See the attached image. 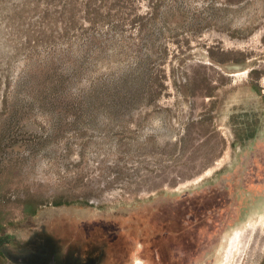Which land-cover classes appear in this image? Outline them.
Instances as JSON below:
<instances>
[{
	"label": "rangeland",
	"instance_id": "374dc122",
	"mask_svg": "<svg viewBox=\"0 0 264 264\" xmlns=\"http://www.w3.org/2000/svg\"><path fill=\"white\" fill-rule=\"evenodd\" d=\"M0 190L3 264H264V0H0Z\"/></svg>",
	"mask_w": 264,
	"mask_h": 264
},
{
	"label": "trees",
	"instance_id": "16d2710c",
	"mask_svg": "<svg viewBox=\"0 0 264 264\" xmlns=\"http://www.w3.org/2000/svg\"><path fill=\"white\" fill-rule=\"evenodd\" d=\"M145 73L146 72L141 71L137 75L143 74L147 77V79L144 77L145 78V86H144L143 90H145L146 88L149 87L148 95H146L148 97V100H146L145 98L144 99L141 98L139 101H135L134 99L125 101L124 99H122V101L124 102V105L128 106L127 109L134 108V107H137L140 105H147V104L149 105L152 102H154L158 97H160L161 90L158 91V89H160V88L162 89V87H164V79L166 78V76L164 74H157L156 76H153L154 74L152 75L149 72H148L149 75L145 74ZM132 74H134V73H131L130 75H125V76L119 78L120 82L122 84H124L125 87H128V84L130 83L129 78H131L133 76ZM148 76H149V78H148ZM78 100H79V102L71 101V107L73 109L81 107V99L78 98ZM77 111H80V109H78ZM77 115L78 114H76L75 116H77ZM1 194H3L2 190H0V196H1ZM36 212H37V209H35V207L32 204L27 206V211H26L27 215L34 216V215H36ZM0 214H1V211H0ZM45 241H46V243L50 242V240H48V242H47V239H46V240H43V242L41 241V243H44ZM9 242H10L9 234H7L5 232V226L2 223V219L0 218V264H3L5 262V256L2 252V247L7 245ZM46 243L42 244L40 246H35V247L30 248L29 254L33 253V254L38 255L37 252H39L42 255H43V253L48 254L49 251L51 252V248L52 249H54V248L51 244H49V246H48V244H46ZM49 247H50V250H49ZM95 251L96 250L86 249V251L83 254L84 257L82 260V264H101L99 256L97 254H93Z\"/></svg>",
	"mask_w": 264,
	"mask_h": 264
},
{
	"label": "bare ground",
	"instance_id": "6f19581e",
	"mask_svg": "<svg viewBox=\"0 0 264 264\" xmlns=\"http://www.w3.org/2000/svg\"><path fill=\"white\" fill-rule=\"evenodd\" d=\"M241 238V237H240Z\"/></svg>",
	"mask_w": 264,
	"mask_h": 264
}]
</instances>
